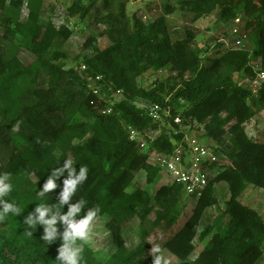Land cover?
Wrapping results in <instances>:
<instances>
[{
	"label": "rangeland",
	"instance_id": "1",
	"mask_svg": "<svg viewBox=\"0 0 264 264\" xmlns=\"http://www.w3.org/2000/svg\"><path fill=\"white\" fill-rule=\"evenodd\" d=\"M182 1L0 0V172L11 173L13 191L6 199L15 200L22 209L20 216L9 214L0 222V247H5L9 259L0 258V264H54L60 242L45 244L40 240L43 234L40 226L32 237L25 236L22 219L36 204L56 202L59 188L46 198L36 196L50 171L62 166L69 158L77 171L84 166L91 151H83L81 147L94 135L105 134L109 126L106 115L112 113V105L125 101L144 111L151 119L147 126L138 124L142 129H138L141 134L138 133L135 140L139 155L146 156L150 163L156 161L161 151L153 147L152 141L161 134L172 145L181 143L182 138L197 139L217 153L222 172L228 167L242 169L245 188L238 201L257 212L264 222V187L250 179V168L254 163L260 162L264 166V99H259V95H250L246 99L245 113L249 111L251 116L242 122H237L236 114L243 109L234 100H227L220 112L208 114L199 121L191 115L192 104L173 100L170 90L180 80L194 78L200 68L210 67L213 59L230 51L227 45H232L234 27L247 31V39L241 46L249 52V65L253 70L262 66L257 47L259 29H264V15L254 28H247L251 19L243 14L238 15L237 22L223 21L217 8L209 15L193 20L194 14ZM91 4L93 6H89L84 18L75 13L76 6ZM120 10L123 24L112 25L107 19L117 16ZM158 17L165 18L173 43L185 41L186 31L193 33L194 38L188 43L189 52L183 57L186 70L181 71L179 63L172 61L159 69L148 63L140 64L139 73H135L130 69L129 57L125 58L121 53L102 54L112 45L123 42L126 35L136 29L135 19L141 25H147ZM4 24L16 31L13 38L5 37ZM22 35H35L50 43L48 52L43 54L46 61L31 54L23 42L17 41ZM52 53L57 55L56 60H50ZM111 63L137 89L148 91L164 84L161 95L165 104L159 106L158 119L149 116V109L154 105L152 102L130 97L127 90H114L113 84H108V88L98 85L100 99L107 98L109 112L103 114L104 109L90 107L86 88L89 90L97 80V77L92 80L93 73L100 65L110 67ZM70 71L79 79H85V88L81 87L82 83L79 87L68 84L69 79L64 76ZM133 74L132 82L130 77ZM222 78L221 75L220 81ZM231 79L242 87L247 78L242 72H236ZM53 102H64L67 106L57 107ZM178 116L180 126L174 121ZM119 125L128 139L132 131H138L122 120ZM31 131L40 134L45 131L49 139L38 144ZM155 168L157 176L152 182L147 180L145 171H139L124 189L114 187L99 191L97 186L91 188L85 184L79 187L72 202L84 198L86 208L99 206L101 209L94 222L92 239L84 245L82 264H128L130 253L136 250V261L142 264L153 259L151 248L155 245L160 247V255L168 264H197L200 255L208 250L212 234L200 238V233L208 226H215L219 215L226 209L230 198L227 184L219 182L213 187L217 204L203 210L197 234L191 240L192 250L186 254L184 248L177 247L174 237L190 221L195 203L181 195L172 179L164 175L166 172L162 174L159 168ZM138 191H146L148 197L143 201L137 196ZM60 210L66 212L67 205ZM223 220L227 222L228 217ZM251 230L244 226L241 232L246 237ZM11 239L16 244L15 254H12L13 246L11 249L7 247ZM260 247L261 255L254 264H264V236ZM176 250H179L178 255L174 253ZM229 264L242 263L233 256Z\"/></svg>",
	"mask_w": 264,
	"mask_h": 264
},
{
	"label": "trees",
	"instance_id": "2",
	"mask_svg": "<svg viewBox=\"0 0 264 264\" xmlns=\"http://www.w3.org/2000/svg\"><path fill=\"white\" fill-rule=\"evenodd\" d=\"M182 4L194 14L193 20L209 15L216 8L219 9L221 19L225 22L234 20L239 14H243L251 19L247 23V28L258 26L261 22V16L264 15V0H184ZM89 6L92 7L93 4L87 7L76 6L75 13L84 18L88 13ZM107 20L112 25H121L123 24V12L120 10L117 16H111ZM4 25L5 37L13 38L16 31L6 24ZM134 26L136 29L127 34L123 42L112 45L102 54L113 56L121 53L125 58L129 57L130 69L135 73L138 72L137 69L140 64L148 63L149 66L159 69L172 61L179 63L181 71L186 70L183 66V57L189 52L188 43L194 38L192 32H185L187 37L185 41L173 43L164 17H158L147 25H141L140 21L135 19ZM259 37L257 49L264 69V29H259ZM17 41L23 42L24 48L31 54L39 56L43 61L47 60L44 55L49 50L50 43L48 41L38 39L35 35L30 37L22 35V38ZM248 53L245 49H234L220 58L213 59L210 67L200 68L194 78L187 81L180 80L176 87H171L172 99L191 103V115L199 121H202L208 114L220 112L227 100H234L243 109L241 113L236 114L237 122L248 119L251 113L249 111L245 113L244 107H246V99L251 94L246 88L237 86L231 79L232 74L236 72H242L246 78L254 77V70L249 65L250 59H247ZM52 54L50 60H56L57 55ZM134 75L130 77L132 82ZM221 75L223 78L220 81ZM64 77L69 79L68 84L79 87L82 83L81 87L85 88V79H79L73 72L70 71ZM95 77H99L98 80H95V85L100 87L104 85V88H108V84H113L114 90L119 89L125 92L127 90L130 97L145 98L159 106L165 104L161 95L165 89L163 83L148 91L137 89L134 83L129 82V79L113 63L110 67L100 65L97 72L93 73L92 80ZM86 91L90 107L101 110L108 107L107 98L101 100L98 96L92 95L87 88ZM261 98L264 99V90L260 93L259 99ZM90 102L94 105H91ZM52 104L62 108L67 106L64 102H53ZM112 106V113L106 115V123L109 126L105 134L94 135L81 147L83 151H91L90 159L85 164L89 168V172L88 179L84 184L91 188L97 186L99 191L110 190L114 187L124 189L133 180L134 174L139 171L146 172L149 182H152L157 176L156 168L146 163V156L136 152L134 143L128 140L127 133L119 125V121L122 120L126 125L142 130L141 126L149 125L151 119L144 111L136 109L127 101ZM0 115H2L1 111ZM31 132L38 144H44L49 139L45 131L42 134ZM152 145L155 149L163 152H169L172 147L162 134L152 142ZM250 179L254 184L264 187V166L260 162L251 166ZM214 182H225L230 198L226 209L219 215L217 224L208 226L200 233V238L210 234H212V238L210 247L200 255L197 264H229V260L230 258L233 259V256H236L242 264H254L262 252L260 244L261 237L264 236V222L257 212L238 201V197L245 188L244 173L238 167H228L210 182L204 195L196 203L190 221L176 233L174 237L176 245L179 249L184 248L186 254L192 250L191 240L197 234L198 221L203 210L207 206L217 204L213 195L212 184ZM136 194L141 196L143 201L148 197L146 191H138ZM224 217H228L227 222L223 220ZM244 226L252 228L246 237L241 232ZM15 245V241L12 239L7 243L8 248L11 249L13 246L12 254H15ZM136 253L137 250L130 253L128 264H141L136 261ZM174 253L178 255L179 250L174 251ZM6 254L5 247H0V258L8 261ZM142 264H153V259Z\"/></svg>",
	"mask_w": 264,
	"mask_h": 264
},
{
	"label": "clouds",
	"instance_id": "3",
	"mask_svg": "<svg viewBox=\"0 0 264 264\" xmlns=\"http://www.w3.org/2000/svg\"><path fill=\"white\" fill-rule=\"evenodd\" d=\"M93 86L98 87V85H95V83ZM88 91L91 92V87ZM99 98H101V96ZM154 106H157L159 109V105L154 104L152 108ZM106 110L109 111V109H104L105 112H103V114L107 113ZM160 110L161 109H159L158 113L160 112ZM176 126H180V123H176ZM136 132L141 134L140 130ZM128 140L134 143V145L136 144V141L130 139ZM168 142L172 146L170 151H161L160 154H166L172 151L174 145H172V142ZM210 152L211 154L216 156L217 160L212 165L215 170V176L210 179L207 188L209 187L210 182L220 172H222L220 170L217 153L212 150H210ZM146 163L150 166L159 168L161 170L160 173L164 174V171H162V169L156 164L155 161H152L150 163L146 159ZM88 172L89 168L86 165L80 166L79 170L77 171V168L73 165V160L70 158L65 159L63 161L62 166L54 168L50 171L49 175L47 176V179L43 183L42 188L36 193V196L38 198H46L47 194L56 193V190L59 188V192L55 195L56 202L53 204H36L35 208L32 211H29L28 214L22 219V224L24 226L23 234L25 236L32 237L34 235V232L37 231L38 226H40L43 228V234L40 236V240H42L48 246L56 243L57 241L60 242V245L56 250L57 255L54 260V264H82L84 245L90 243L92 239L93 226L101 211L100 207L94 206L86 208L87 201L84 198H80L75 202H72L73 197L76 195L79 187L82 186L84 182L88 179ZM29 175H34V173H30ZM164 175L166 177L169 176L167 174ZM61 178H63L62 181ZM58 181H61V183H58ZM218 183L219 182H214L212 184V187H214ZM173 184V186L179 190L181 195L187 198L181 188L177 186L174 182ZM206 189L204 190V192L206 191ZM12 191L13 184L11 182V173L0 172V222H3V220L9 216V214H11L12 216H20V213L22 211L21 207L16 203L15 200L9 201L8 199H6V197H8ZM201 198L202 197H200L199 199ZM199 199L190 200L194 201L196 205ZM65 205H67V211H61L60 209H64ZM82 212L83 215H81ZM160 253L161 249L158 245H155L151 248L153 264H162V261L163 264H168V261H164Z\"/></svg>",
	"mask_w": 264,
	"mask_h": 264
},
{
	"label": "built area",
	"instance_id": "4",
	"mask_svg": "<svg viewBox=\"0 0 264 264\" xmlns=\"http://www.w3.org/2000/svg\"><path fill=\"white\" fill-rule=\"evenodd\" d=\"M237 21L238 20H236V22ZM241 32L242 31H239L237 27L232 29V45L231 47L227 45V48H230L229 50L243 49L241 44L247 39V31L243 29V32ZM254 73V77L246 79L243 87H245L251 95L257 97L260 92L264 90V69L260 66L254 69ZM98 79L99 77H97V80ZM91 92L95 96L100 97L99 88L97 86H92ZM158 111V107L154 106L150 109L149 114L153 119H157L159 117ZM106 112L109 111L106 110ZM174 121L180 123L181 119L176 117ZM130 135V140L135 141L139 134L132 131ZM141 146H143V144H141ZM216 160V156L211 154L210 149L197 139L182 138L181 143L174 145L170 153L157 155L155 162L162 171L166 172L172 178L173 182L181 188L187 198L199 199L207 188L210 179L215 176V170L212 165Z\"/></svg>",
	"mask_w": 264,
	"mask_h": 264
}]
</instances>
